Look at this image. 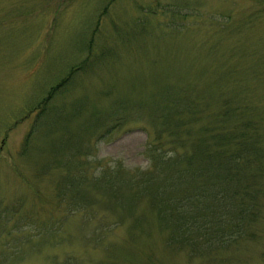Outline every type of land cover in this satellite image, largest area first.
Instances as JSON below:
<instances>
[{"label": "rangeland", "instance_id": "374dc122", "mask_svg": "<svg viewBox=\"0 0 264 264\" xmlns=\"http://www.w3.org/2000/svg\"><path fill=\"white\" fill-rule=\"evenodd\" d=\"M232 128L239 187L150 172ZM0 264H264V0H0Z\"/></svg>", "mask_w": 264, "mask_h": 264}, {"label": "trees", "instance_id": "16d2710c", "mask_svg": "<svg viewBox=\"0 0 264 264\" xmlns=\"http://www.w3.org/2000/svg\"><path fill=\"white\" fill-rule=\"evenodd\" d=\"M58 85L52 86L50 89L48 95L44 97L41 101L40 104L45 106L48 104L49 99L52 97L56 89L58 88ZM175 104V103H174ZM180 104V103H179ZM179 104H175L172 106L174 108L173 111L169 113H165L163 115V118L166 119V122L169 124V127L173 128L174 131L170 134L172 136V142L174 144H180L179 143V136L182 130H184V125L185 123L182 122V118L177 117L178 113H180L182 108L180 107ZM185 108L183 107V110ZM240 107L235 105L234 107L231 106L229 107V112L232 113L234 111H239ZM242 112H238L237 114H241ZM220 134H227V137H223ZM215 136H219L218 139H223L221 141H215L217 146L214 147L213 144H210V148L208 151H204L206 155H203V159L205 160V165L203 166L202 170H198L196 163L198 162L199 154L203 153V148L202 145H197L194 147L193 154H185L184 151L179 152L176 149V146L173 145V147L169 148L170 153L168 155V152L166 154H162L161 152H155L153 156L154 161V166L150 170V172L155 171L156 173H159L160 171V166L161 165H169L170 168L167 169L164 172V176H166V172H169V175L167 176V179H169V186L172 187H177L180 186L181 182H187V183H195L194 180H198V188L202 189V191H205L207 189H213L214 187L220 186L221 188H232L233 186H240V181L236 183V180L241 179V177L238 175L237 170L235 165L233 164L234 158H236L237 155V150L238 148L233 151L231 150V153L228 154L224 149L220 148L222 146H227L224 142H226V139L229 138V140H237V144L239 138H242V132L240 128H232L231 131L226 132V131H219V134H215ZM205 137L201 138L203 142ZM207 144V142H206ZM239 146V145H238ZM195 152V153H194ZM163 161H168L165 164H161ZM238 164V163H237ZM149 172V171H148ZM149 172V173H150ZM201 178L200 180L198 178ZM111 182V181H110ZM110 185V183H109ZM184 185V184H183ZM219 188L218 190H220ZM169 188H167V195H171V192L168 191ZM163 191V190H162ZM220 192H223V195H219L221 197V200L219 202V206L209 208L202 214V219H207L203 220L204 222L208 223H214L213 219L215 220L218 218L220 213H217L214 211V209H220L222 207V204L226 205H231V203H234V200L236 198V194L233 197H227L226 196V190H220ZM225 192V193H224ZM218 193V194H219ZM155 198L157 200V203L160 204L161 201L165 199V197L159 192V194H155ZM161 205V212L164 214L165 220H170V215L167 213V206L166 205ZM222 207L223 209L227 208L229 209L230 207ZM179 216V217H178ZM185 216L182 215V212L177 214L176 218V223H173L172 225L170 224L169 228H171V241L178 243L179 245L186 243L187 240L185 238V231L189 229H185L184 224H185V219L183 218ZM205 224L197 225L196 222H193L191 224L192 231L195 229L197 230L198 227L204 226Z\"/></svg>", "mask_w": 264, "mask_h": 264}]
</instances>
